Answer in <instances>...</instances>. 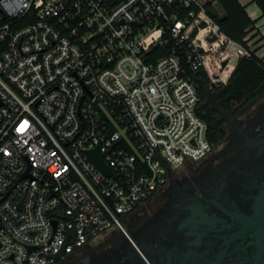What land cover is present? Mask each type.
I'll return each mask as SVG.
<instances>
[{
    "label": "built area",
    "instance_id": "1",
    "mask_svg": "<svg viewBox=\"0 0 264 264\" xmlns=\"http://www.w3.org/2000/svg\"><path fill=\"white\" fill-rule=\"evenodd\" d=\"M207 1L0 0V264H55L209 152L193 72L252 48Z\"/></svg>",
    "mask_w": 264,
    "mask_h": 264
},
{
    "label": "flooded vegetation",
    "instance_id": "2",
    "mask_svg": "<svg viewBox=\"0 0 264 264\" xmlns=\"http://www.w3.org/2000/svg\"><path fill=\"white\" fill-rule=\"evenodd\" d=\"M219 116L204 157L55 264H264V95Z\"/></svg>",
    "mask_w": 264,
    "mask_h": 264
},
{
    "label": "trees",
    "instance_id": "3",
    "mask_svg": "<svg viewBox=\"0 0 264 264\" xmlns=\"http://www.w3.org/2000/svg\"><path fill=\"white\" fill-rule=\"evenodd\" d=\"M264 15V0H255ZM217 4L227 15L219 20L223 30L232 38L251 47L249 40L257 19L250 16L241 0H208L207 5ZM204 40V36L200 35ZM198 87L199 101L197 113L207 122V136L212 144L219 142L224 133V119L219 116V109L209 100L210 80L206 72H193ZM216 98L223 108L239 109L250 106L264 95V57L252 48L249 55L241 56L228 81L215 87Z\"/></svg>",
    "mask_w": 264,
    "mask_h": 264
},
{
    "label": "water",
    "instance_id": "4",
    "mask_svg": "<svg viewBox=\"0 0 264 264\" xmlns=\"http://www.w3.org/2000/svg\"><path fill=\"white\" fill-rule=\"evenodd\" d=\"M208 10L211 12L212 15H214L218 20H222L223 18L226 17L227 13L226 12H222L218 6L213 3L211 5H209L208 7ZM216 38V35H213L210 37V39H215ZM217 108L219 110L223 109V107L221 106V104L218 102V106ZM116 127L114 125H112L110 127V129L108 130L107 132V135H110L112 134L114 131H115ZM120 141L128 148L131 150V146L126 142V140L122 137L120 139ZM89 154H90V157L91 159L93 160V162L95 163V165L101 169L104 173L108 174V175H112V176H116L117 174L113 171V169L111 168V166H109L105 160H104V153L100 150V147L97 146L93 149H90L89 150ZM146 167H147V171L149 173H151V170L149 169L146 161L144 162ZM57 223V220H54V224L56 225ZM63 254V250H61L59 253H58V258H60V256Z\"/></svg>",
    "mask_w": 264,
    "mask_h": 264
},
{
    "label": "crops",
    "instance_id": "5",
    "mask_svg": "<svg viewBox=\"0 0 264 264\" xmlns=\"http://www.w3.org/2000/svg\"><path fill=\"white\" fill-rule=\"evenodd\" d=\"M241 2L245 5L250 16L257 19L255 28L250 32L251 35L256 32L249 40L251 48H257V53L264 57V15L255 0H241Z\"/></svg>",
    "mask_w": 264,
    "mask_h": 264
},
{
    "label": "rangeland",
    "instance_id": "6",
    "mask_svg": "<svg viewBox=\"0 0 264 264\" xmlns=\"http://www.w3.org/2000/svg\"><path fill=\"white\" fill-rule=\"evenodd\" d=\"M209 91H210L209 100L211 101V103H212L213 106L217 107L219 101H218L217 98H216L217 91H216L215 87L210 88ZM150 200H154V199L152 198V199H150ZM146 203H147V202H146ZM144 204H145V203H144Z\"/></svg>",
    "mask_w": 264,
    "mask_h": 264
}]
</instances>
